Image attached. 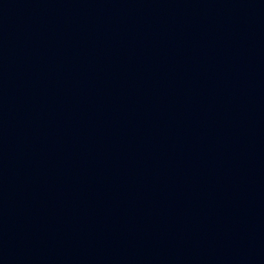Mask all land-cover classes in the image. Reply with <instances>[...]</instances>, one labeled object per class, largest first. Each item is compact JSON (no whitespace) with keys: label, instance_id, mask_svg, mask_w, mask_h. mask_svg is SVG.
Wrapping results in <instances>:
<instances>
[{"label":"water","instance_id":"obj_1","mask_svg":"<svg viewBox=\"0 0 264 264\" xmlns=\"http://www.w3.org/2000/svg\"><path fill=\"white\" fill-rule=\"evenodd\" d=\"M0 264H264V0H0Z\"/></svg>","mask_w":264,"mask_h":264}]
</instances>
